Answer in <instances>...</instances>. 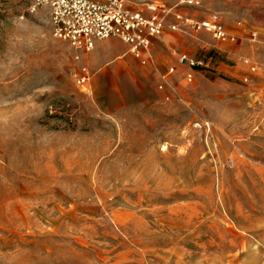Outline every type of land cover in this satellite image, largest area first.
I'll return each mask as SVG.
<instances>
[{
    "label": "rangeland",
    "instance_id": "obj_1",
    "mask_svg": "<svg viewBox=\"0 0 264 264\" xmlns=\"http://www.w3.org/2000/svg\"><path fill=\"white\" fill-rule=\"evenodd\" d=\"M125 1L236 40L78 53L0 0V264H264V0Z\"/></svg>",
    "mask_w": 264,
    "mask_h": 264
},
{
    "label": "built area",
    "instance_id": "obj_2",
    "mask_svg": "<svg viewBox=\"0 0 264 264\" xmlns=\"http://www.w3.org/2000/svg\"><path fill=\"white\" fill-rule=\"evenodd\" d=\"M30 10L46 9L54 36L68 43L78 53H89L97 42L118 39L129 47V52L136 58L149 51L152 39L163 37L167 32L204 30L219 43H234L236 38L228 34L217 15L205 21H194L183 17L178 8L147 5L145 9L132 10L125 0H27ZM189 6H199L198 1H188ZM256 39V34H253ZM181 63L189 68H196L199 63L186 55ZM256 72L255 67H250ZM175 68L170 69L167 80ZM81 83L89 79L86 68L82 69ZM192 82L193 75L187 76Z\"/></svg>",
    "mask_w": 264,
    "mask_h": 264
},
{
    "label": "crops",
    "instance_id": "obj_3",
    "mask_svg": "<svg viewBox=\"0 0 264 264\" xmlns=\"http://www.w3.org/2000/svg\"><path fill=\"white\" fill-rule=\"evenodd\" d=\"M170 35H171V33L167 32L163 37L152 39L151 46H152L154 52H157L161 47L168 45L167 43H168V38ZM97 44H99V42H97ZM107 46L113 47V43L108 42Z\"/></svg>",
    "mask_w": 264,
    "mask_h": 264
}]
</instances>
